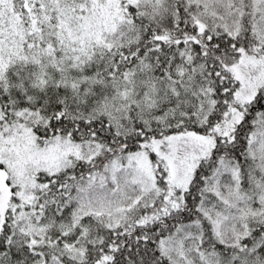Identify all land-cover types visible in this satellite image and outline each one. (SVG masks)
Wrapping results in <instances>:
<instances>
[{
	"label": "snow or ice",
	"instance_id": "snow-or-ice-1",
	"mask_svg": "<svg viewBox=\"0 0 264 264\" xmlns=\"http://www.w3.org/2000/svg\"><path fill=\"white\" fill-rule=\"evenodd\" d=\"M0 264H264V0H0Z\"/></svg>",
	"mask_w": 264,
	"mask_h": 264
}]
</instances>
